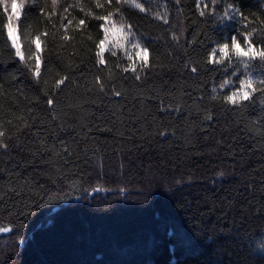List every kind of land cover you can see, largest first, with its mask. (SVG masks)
I'll return each instance as SVG.
<instances>
[{
	"label": "trees",
	"instance_id": "trees-1",
	"mask_svg": "<svg viewBox=\"0 0 264 264\" xmlns=\"http://www.w3.org/2000/svg\"><path fill=\"white\" fill-rule=\"evenodd\" d=\"M44 2L28 0L17 33L22 50L44 30L58 39L60 19L72 13L47 0L45 17L34 22ZM65 2L87 12L94 0ZM226 2L264 27V0ZM135 4L146 11L125 4L123 22L158 66L147 76L138 67L139 81L123 73L140 56L133 37L110 33L100 92L92 44L103 34L93 26L90 39L57 49L59 59L53 54L43 76L53 108L28 67L9 54L0 12V141L8 144L0 146V227L12 230L0 232V264H264V97L229 110L223 96L248 73L232 71L234 56L208 63L214 42L235 32L213 0ZM49 11L56 13L50 21ZM68 34L77 37L75 21ZM41 47L47 56L48 45ZM63 75L73 83L57 93ZM252 76L264 73L254 69Z\"/></svg>",
	"mask_w": 264,
	"mask_h": 264
},
{
	"label": "snow or ice",
	"instance_id": "snow-or-ice-1",
	"mask_svg": "<svg viewBox=\"0 0 264 264\" xmlns=\"http://www.w3.org/2000/svg\"><path fill=\"white\" fill-rule=\"evenodd\" d=\"M179 3V0H177ZM38 0H32V6H36ZM132 3L135 7L139 8L140 11H146L139 4H135V0H94L93 4L89 5V11H85V8L79 4H67L66 2L61 5L60 0H51L53 8L59 6L60 11L64 13H69V9H72V13L64 16L60 19L59 24L62 32L59 34L57 39L56 33H50L48 30H44L34 35V38H30L28 49L22 50V45L18 40L17 33L21 30L22 24L26 22L25 8L28 6V0H0V12L6 15L7 24L5 25L7 30V41H10L9 54L14 55L18 63L24 64L28 67L30 77L33 81V85L39 94L46 97V104L49 108H53L55 104L54 94L51 93L46 87V81L43 80V76L47 71L52 68V57L53 54L57 55L59 59V53L57 49H63L69 47L73 40L79 37H85L87 30L95 26L98 33H102L103 37L99 38L97 41L93 42L92 50L94 51L95 60L92 61V65L97 70L95 75V84L98 86L100 92H104L106 89L105 80L102 78L101 73L108 69V61L105 58L106 45L109 42L110 33H123L127 37H133L129 40L133 43V47L136 48L140 54V64L136 65L134 62L129 64L127 67H123L121 71L123 73H128L131 71L133 73V78L136 81L141 79L138 74L139 72L144 73L145 76L149 75L151 69L154 66L150 60V50L148 45L141 43L142 38H135L133 28L131 24H126L123 22V6L125 4ZM220 3L224 10L223 16L226 27H232L235 35H230L225 42L223 38L220 41H215L219 45L218 49L212 51V55L208 60V63L213 65H224L226 60L231 57L237 59V64L232 66V71L236 72L241 65L247 70V78L240 81V88L236 91H232L231 94L223 96L225 104L232 105L233 109H246L254 103V97L260 99L264 97V77L254 80L252 76V71L259 70L264 73V27H255V16L253 15V20L249 21L248 16H246L238 7H236L235 2L233 4H228L226 0H213V4ZM47 6V0L44 4L37 8V15L34 22H39L45 17V12L43 8ZM205 8L208 5H204ZM78 9V11H77ZM95 9L101 10V12L95 11ZM231 9V11H228ZM215 9H213V15H215ZM102 13V14H101ZM56 13L49 11L47 13V19L50 21ZM83 14V15H81ZM203 17L205 15L204 11L200 12ZM24 17V20H22ZM97 21L96 25H92L91 21ZM75 21V31L77 37H73L68 34V29L73 25ZM167 23V21H165ZM219 24V22H217ZM236 25H240L236 28ZM260 25H264V19L260 20ZM53 28L56 25H52ZM256 37L255 39L253 37ZM51 37V39H49ZM85 39H90V37H85ZM173 39H177L175 36ZM42 44L48 45L47 56L42 55ZM14 50V51H13ZM217 54H219V60H217ZM112 56H116L115 52H112ZM31 61V65H29ZM118 66V65H117ZM76 67H79L77 65ZM92 69L89 68V71ZM215 70V68L211 69ZM75 71V69H73ZM198 71L197 67H191V72L196 73ZM83 75V72L81 73ZM73 83L69 80L67 75L61 76L56 80V91H60V85H65V82ZM2 87V86H0ZM115 96H120L122 93L116 91L114 88L111 89ZM213 91H216L213 89ZM2 94V93H0ZM259 94V95H257ZM215 98V97H214ZM39 98L37 97L35 103L39 104ZM264 104V99L261 100ZM34 111V109H30ZM210 118V117H209ZM23 119V118H21ZM4 133L0 132V137H3ZM0 146L4 149L8 148L7 143L0 141ZM223 176V173H220ZM9 228L0 227V232H10Z\"/></svg>",
	"mask_w": 264,
	"mask_h": 264
},
{
	"label": "rangeland",
	"instance_id": "rangeland-1",
	"mask_svg": "<svg viewBox=\"0 0 264 264\" xmlns=\"http://www.w3.org/2000/svg\"><path fill=\"white\" fill-rule=\"evenodd\" d=\"M236 28H239L240 27V25H236L235 26ZM114 36V35H113ZM17 37H18V34H17ZM112 35L111 34H109V42H108V44L106 45V52L110 49V46H111V42H112ZM18 40H19V37H18ZM113 43H114V40H113ZM138 54H139V52H138ZM139 56H140V54H139ZM240 67H242V69L243 70H245L244 68H243V65H241ZM246 72H247V70H245ZM239 76V75H238ZM237 76V77H238ZM247 78V76H240V78L239 79H237V81L231 86V88H230V94H231V92L232 91H236L237 89H239L240 88V81H242V80H244V79H246Z\"/></svg>",
	"mask_w": 264,
	"mask_h": 264
}]
</instances>
